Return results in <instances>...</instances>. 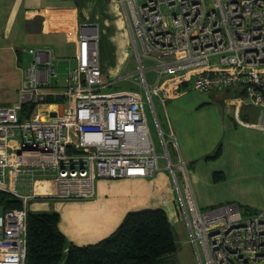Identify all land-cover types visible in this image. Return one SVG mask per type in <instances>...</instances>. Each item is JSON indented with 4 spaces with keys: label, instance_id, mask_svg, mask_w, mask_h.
Listing matches in <instances>:
<instances>
[{
    "label": "built area",
    "instance_id": "obj_1",
    "mask_svg": "<svg viewBox=\"0 0 264 264\" xmlns=\"http://www.w3.org/2000/svg\"><path fill=\"white\" fill-rule=\"evenodd\" d=\"M119 1L144 91L107 89L112 83L104 79L94 22L81 25L77 64L68 66L63 82L60 59L50 48H19L30 61L18 99L0 105V191L23 206L0 205V264H26L27 219L35 197L91 199L98 179L152 178L163 168L161 159L200 264H264V210H244L237 202L199 204L189 162L175 132L160 126L153 98L164 105L181 89L242 88L245 99L264 112V0ZM164 6L180 12L169 18ZM148 70L156 73L154 84ZM147 99L163 154L152 137ZM27 103L35 108L21 119ZM240 123L264 132V121Z\"/></svg>",
    "mask_w": 264,
    "mask_h": 264
},
{
    "label": "crops",
    "instance_id": "obj_2",
    "mask_svg": "<svg viewBox=\"0 0 264 264\" xmlns=\"http://www.w3.org/2000/svg\"><path fill=\"white\" fill-rule=\"evenodd\" d=\"M111 1L0 0V105L11 104L19 97L30 59L23 66L24 55H19L18 48L47 47L60 59L59 65L75 66L77 38L85 22L99 26L101 44L103 34L111 29L100 55L104 78L115 83L114 77L130 53V37L126 24L125 33L111 13ZM65 77L66 73L61 74L60 81ZM190 90L181 89L178 96L168 100L171 103L162 105L165 125L158 121L179 139L192 170L199 204L207 207L237 202L250 211L264 210V132L240 123L241 119L263 122L264 112L249 101L243 102L239 88L206 92H222L216 105L184 99ZM161 165L163 168L155 177L100 178L93 198L58 199L54 207L50 206L61 216L59 229L67 239L66 252L70 243H99L118 229L129 212L144 209L166 211L176 242L180 230L176 225L181 224V229L185 227L189 233L185 220L176 211L173 179L165 168V160ZM216 174L223 177L215 179ZM43 197L31 200V210L36 206L33 202ZM45 207L48 208L46 204Z\"/></svg>",
    "mask_w": 264,
    "mask_h": 264
},
{
    "label": "trees",
    "instance_id": "obj_3",
    "mask_svg": "<svg viewBox=\"0 0 264 264\" xmlns=\"http://www.w3.org/2000/svg\"><path fill=\"white\" fill-rule=\"evenodd\" d=\"M240 93L245 95L242 88ZM34 108L33 104H24L21 119L28 117ZM219 176L223 177L216 174L215 179L222 178ZM0 205L8 209L22 207L23 203L11 193L0 191ZM60 218L58 212L29 210L26 264H63L64 260L65 264H177L173 260L177 242L162 208L129 212L109 237L97 244L70 243L67 252V239L59 229Z\"/></svg>",
    "mask_w": 264,
    "mask_h": 264
},
{
    "label": "rangeland",
    "instance_id": "obj_4",
    "mask_svg": "<svg viewBox=\"0 0 264 264\" xmlns=\"http://www.w3.org/2000/svg\"><path fill=\"white\" fill-rule=\"evenodd\" d=\"M113 4L112 11L111 13L114 14V16L117 18V20L120 21L121 26L123 31L126 33L127 31L125 30V18L123 16V10H122V5L119 0H113L109 2ZM112 6V5H111ZM164 12L168 14V17L170 18L171 12H180L179 7H163ZM118 27L115 29L118 32ZM128 33V32H127ZM111 34V29H108V34H103V41L101 44V47L104 45L106 48V43L108 40V36ZM129 34V33H128ZM121 36V35H120ZM122 37V36H121ZM130 37V36H128ZM130 40V39H129ZM104 48V49H105ZM130 49V48H129ZM131 50V49H130ZM24 55V60H23V66L27 65V61L30 59V55L27 53H23ZM102 59V58H101ZM145 66L149 68L151 66V63L148 61H145ZM138 62L136 60V57L133 53H129L127 56V62L125 66L121 69L120 72L117 73V75L114 77L115 83L111 84L107 89L108 90H118V89H139L144 91L142 85L140 84V77L141 74L138 71ZM59 73L65 74L67 72L66 64L65 65H59L58 69ZM133 74V76H131ZM147 77L150 82V84H154L156 80V73L152 70H148L147 72ZM106 83H111L109 80H112L111 78L109 80H106L104 78ZM192 89V88H190ZM239 96L242 97V101H249L245 99L244 94H240ZM154 104H155V114L157 115L158 120L161 122V124L164 126L165 121H164V111L162 107V103L160 102L158 96H154ZM186 100L188 101H208L212 103L211 105H216L217 101L222 99V92H214V93H206V92H201L196 89L190 90V92L185 96ZM250 102V101H249ZM166 103H171V102H166ZM146 109L148 113V118H149V124H150V129L152 133V137L154 139V142L156 144L157 150L159 154L164 153V149L162 147V142H161V137L159 134V129L157 126V121L154 117V111L147 99V104H146ZM205 116H209V114H205ZM161 125V126H162ZM162 126L163 130L165 132H168L164 127ZM164 161V160H163ZM163 161L161 160L160 163L162 164ZM208 162L210 161L209 159L207 160ZM56 201H59L58 199H54L52 197H43L42 200H37L34 203L36 205L32 210L36 212H41V213H51V212H58L55 211V209L50 208V206L54 207V204ZM45 204L48 206V208L45 207ZM31 204L29 205L30 208ZM31 210V208H30ZM181 224L176 225V229L180 230L178 231V240H177V250L173 255V260L176 261L177 264H200L199 258L197 256V253L195 251L194 245L190 241V235L185 230L186 228L184 227L181 229L180 227Z\"/></svg>",
    "mask_w": 264,
    "mask_h": 264
},
{
    "label": "bare ground",
    "instance_id": "obj_5",
    "mask_svg": "<svg viewBox=\"0 0 264 264\" xmlns=\"http://www.w3.org/2000/svg\"><path fill=\"white\" fill-rule=\"evenodd\" d=\"M38 185H39V188L38 189L39 190H43L44 187H43L42 183L40 182V183H38Z\"/></svg>",
    "mask_w": 264,
    "mask_h": 264
},
{
    "label": "water",
    "instance_id": "obj_6",
    "mask_svg": "<svg viewBox=\"0 0 264 264\" xmlns=\"http://www.w3.org/2000/svg\"><path fill=\"white\" fill-rule=\"evenodd\" d=\"M53 105H51V107H52ZM62 110H63V106L61 105L60 106V111L62 112ZM53 115H55V113H52Z\"/></svg>",
    "mask_w": 264,
    "mask_h": 264
}]
</instances>
